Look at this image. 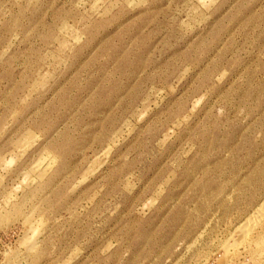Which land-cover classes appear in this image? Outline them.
Instances as JSON below:
<instances>
[{
	"label": "rangeland",
	"instance_id": "obj_1",
	"mask_svg": "<svg viewBox=\"0 0 264 264\" xmlns=\"http://www.w3.org/2000/svg\"><path fill=\"white\" fill-rule=\"evenodd\" d=\"M133 6L87 19L84 42L65 51L58 22L82 18L70 0H0V49L23 36L0 60V150L22 159L13 177L60 160L20 197L15 215L31 194L51 221L40 247L21 246L32 264H68L81 249L77 264H264V0H216L182 25L173 0ZM48 68L50 82L37 74Z\"/></svg>",
	"mask_w": 264,
	"mask_h": 264
},
{
	"label": "clouds",
	"instance_id": "obj_2",
	"mask_svg": "<svg viewBox=\"0 0 264 264\" xmlns=\"http://www.w3.org/2000/svg\"><path fill=\"white\" fill-rule=\"evenodd\" d=\"M70 2L73 9L82 13V18L75 24H73L71 20H62L58 22L54 43L58 47H63L65 51H67L70 45L78 46L84 42L86 39V32L82 29L85 28L87 19H102L106 14L116 12L121 7L130 10L133 14L138 11V9L133 6L136 0H70ZM215 3L216 0H173L172 13L176 18V22L182 25L187 21L190 10L195 9L197 13L201 11L209 12ZM69 26L72 27L75 33L74 38L70 39L65 37V30ZM24 35L28 34L25 33ZM22 38L23 36L19 31H14L9 37V42L5 44L4 48L0 49V60H3L4 56L9 53L11 48L14 47L16 43L20 42ZM190 72V67L184 69L185 78H187ZM37 74L47 78L49 82L51 79H54V75L50 68L41 69ZM181 83H183V81H181ZM172 91L176 94L179 92V88H173ZM155 92V87H151L149 89V95L140 102L139 107L143 108L144 105L150 104L153 99L151 94ZM159 95L163 96L162 90ZM164 99H167V97H164ZM205 99L206 97L203 95L194 98L195 108L193 111L202 106ZM162 103L163 100H160V102L155 103L154 106L147 107L146 110L140 111L137 118L138 122L143 123L150 113L162 106ZM125 122L130 123L131 121ZM131 134L132 133H129V135ZM261 135H264V133H258L257 138ZM6 138L7 129L0 127V139ZM29 152H31V149L25 152V157L29 155ZM50 155V163L48 159H37L31 164V171L29 169H21L20 174L13 177L12 174L22 163V159L14 154V150L11 147L7 151L0 150V233L11 231L14 225H20L24 229L15 240L9 241L7 244L0 242V264H32L33 252L31 248L21 246V242L28 238L30 243L40 247V242L47 235V228L51 221L46 214L40 213L38 208H36V197L29 194L28 199L33 201V207L28 208L23 215H15L14 213L16 206L20 203L21 195L25 193V189L29 185L35 189L36 186L42 183L43 180L47 178V175L59 165V157L55 156V154ZM45 167L48 168V172L45 173L43 177H38V173L43 172ZM143 183L144 181L141 180V182L135 185L132 191L128 192L127 195L132 196L135 194L142 187ZM164 194L165 191L162 189L160 191V196L163 197ZM36 195L39 196L41 194ZM151 203L152 207H155L159 204V200ZM25 207H27V205H25ZM122 207L123 204H120L117 210ZM149 210L148 206L145 205L141 211L147 215ZM116 246V243L109 241L105 247L101 249V255L111 251ZM84 255L85 253L81 249L79 255H77L75 259L70 260L68 264H77Z\"/></svg>",
	"mask_w": 264,
	"mask_h": 264
},
{
	"label": "bare ground",
	"instance_id": "obj_3",
	"mask_svg": "<svg viewBox=\"0 0 264 264\" xmlns=\"http://www.w3.org/2000/svg\"><path fill=\"white\" fill-rule=\"evenodd\" d=\"M263 202H264V201H263ZM238 227H240V225H239ZM241 236H242V234L240 235V238H241Z\"/></svg>",
	"mask_w": 264,
	"mask_h": 264
}]
</instances>
